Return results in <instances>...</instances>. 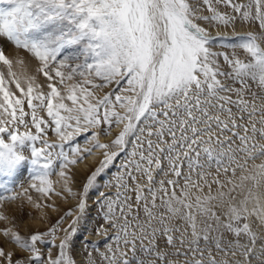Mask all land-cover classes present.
<instances>
[{
	"label": "snow or ice",
	"instance_id": "6c2138e0",
	"mask_svg": "<svg viewBox=\"0 0 264 264\" xmlns=\"http://www.w3.org/2000/svg\"><path fill=\"white\" fill-rule=\"evenodd\" d=\"M0 5H3L0 6V37L43 64L45 80L49 81L47 93L37 94L33 90L26 97L23 92L20 97H14L0 87V176L11 175L29 160L40 166L41 171L30 177L29 188L21 185L29 201L33 200L30 190L41 195L52 193L54 174L58 172L66 179L70 167L96 150H102L104 159L88 175L83 198L78 201V210L82 212L88 188L131 144L132 150L121 164L123 172L115 177L117 191L114 196L102 194L106 209L104 219L111 221L117 212L123 216L127 207L146 202L143 192L154 191L143 188L145 183H157L153 169L157 174L171 169L173 175L180 176L183 175L181 168L200 166L198 160H193V154H185L187 163H183L176 148L195 144V137L202 134L193 127L202 123L193 113L205 118L211 115L203 97L219 101L211 107L221 112L243 111L242 101L222 94H232V83L243 84L249 72L253 79L259 76L264 80V0L247 3L244 0H0ZM253 9L254 16L250 11ZM249 21L255 24L256 32L216 36L200 23L216 28L249 24ZM214 45L224 50H213ZM237 47L248 56L247 61L235 58ZM81 48L84 62L72 64L70 61L79 60L80 56L68 55L73 53L70 50ZM0 62L11 63L4 43H0ZM65 68L71 74L68 79L94 77L86 85L87 91L81 88L73 95L69 88L68 95H64L57 75L64 78L61 70ZM126 86L140 88L144 93L143 103L137 102L127 117V126L117 132V126L126 117L115 109L125 103L120 93ZM105 87L111 88L105 97L95 102L89 99ZM181 96L186 103L167 107ZM158 108L165 110L156 111ZM148 121L153 123L143 127ZM216 126L242 142L247 139L241 132L234 131L240 125L233 124L229 128L218 121ZM96 127L99 132L94 130ZM154 127L159 130L152 131ZM246 130L245 127L243 131ZM189 132L193 134L191 138H187ZM101 135L112 138L108 143H101ZM78 136H82L85 143H91L92 148L74 144ZM173 141L177 143H171ZM162 144L168 147L160 148ZM66 146L70 151H65ZM113 147L117 150L111 151ZM204 151L211 153L210 148ZM194 154L198 158L199 153ZM11 191V195L0 196V207L22 199ZM69 192L78 195L71 188ZM144 211L147 212V207ZM74 215L73 211H68L46 232L27 237L4 227L3 236L14 248L10 250L5 242H0V264H78L70 241L79 217L64 227L66 220ZM0 220L8 221L9 216L0 215ZM241 221L245 218L237 217L224 227L233 238L229 241L233 245L231 250H238L245 257L241 264H251L264 255V249L255 247L256 234ZM113 226L109 223V227ZM126 228L127 225L119 231L126 233ZM109 239L119 244L122 237L113 235ZM172 240L171 235L165 234L163 247H171ZM200 240L207 242V234L193 241L196 247L191 250V264H204ZM129 247L131 258L124 253L119 264H144L136 255V242H129ZM216 247L221 251L229 250L219 241ZM139 251L151 253L153 249ZM89 256L87 253L83 264H89ZM157 259L166 260V257L157 256ZM115 260L110 253L101 258L100 264H114ZM208 264H217V261L210 257Z\"/></svg>",
	"mask_w": 264,
	"mask_h": 264
},
{
	"label": "rangeland",
	"instance_id": "374dc122",
	"mask_svg": "<svg viewBox=\"0 0 264 264\" xmlns=\"http://www.w3.org/2000/svg\"><path fill=\"white\" fill-rule=\"evenodd\" d=\"M244 2L247 3L249 0H244ZM250 11L254 16V9ZM200 23L208 28L213 36L247 34L250 31H257L255 24L251 21H249V24L247 22L244 24L236 23L234 26H219L216 28L209 27L206 22ZM0 39L9 46L12 45L4 41L2 37ZM2 41L0 40V43ZM5 48L8 47L5 45ZM213 50L223 51L224 49L214 45ZM70 51H73V53L68 55L80 56L79 60H71L72 64L84 62L82 48L79 50L71 49ZM228 51H231V49H228ZM24 52L28 53L27 51ZM235 58L241 61L248 60V56L239 47L235 49ZM44 69L45 66L37 61V71L45 78ZM52 71H55V69H52ZM61 71L64 73V78L57 75V83L63 85L61 90L65 96L68 95L69 88L72 89L73 95L81 88L87 91L86 85L94 80V77L90 76H76L68 79L71 76L68 70L65 68ZM0 80H5L2 70H0ZM14 82H17L18 85L17 80H14ZM48 83L49 81H46L47 85ZM231 86L233 93L222 95H232L233 100L242 101L241 108L244 110L224 113L211 107L218 104L219 101L211 97H203L207 101L208 111L211 115L205 118L200 113H193L199 121H202V123H197L193 127L202 134L195 137V144L189 145L187 148H176L179 160L186 164L185 154H193V160H198L200 166H194L190 169L183 167L180 169L183 175L180 176L173 175L171 169H166L164 173L160 174H157L156 169H153V175L157 183H145L143 185L145 189H154L151 193L143 192V195L147 197L146 202L127 207L123 216L117 212L109 222L104 219L106 209H104L102 202V194L114 196L115 191H117L114 187L115 177L123 172L121 164L128 152L132 150L131 144H129L127 151L121 153L97 176L94 185L88 188L86 206L82 212L78 210V201L83 198V186L86 184L88 175L99 167L102 162L97 163V165L90 164L86 159L92 155L86 156L82 164L79 163L74 167H70L67 170L69 175L66 179L61 178L58 172L54 174L51 177L53 192L40 194L44 199L42 203H37L34 200L29 201L21 188V185L24 188H29L30 177L33 173L41 171L40 166L33 165L29 160L19 165L11 175L7 177L0 176V196L11 195L13 194L11 190H14L16 194L22 197V199L16 201L19 202L15 204L17 210L12 206L14 203L0 207V215L6 214L9 216L8 221L0 220V242H5L2 229L6 226L27 237L36 232H46L65 213L73 211L75 215L66 220L64 227L66 228L68 223L79 217L70 241L72 254L78 264H83L87 253H90L88 257L89 264H100L101 258L109 256L110 253L116 257L114 264H119L124 253H128L129 258H131L132 249L129 247V242L132 241L136 242L138 249L136 255L144 261V264H191V250L196 247L193 241L197 236L205 233L208 236V241H199L204 264H208L210 257H214L217 264H241L245 257L238 250L235 252L231 250L233 245L229 244V241L233 238L226 232L224 227L226 223H231L237 217H244L245 221H241V223L246 222L251 231L256 234L258 239L255 247L264 249V225H260L259 218L256 216L257 210L261 209V203L254 202L252 208L249 209L246 208L245 203L247 199H260L264 196V80H261L259 76L253 79L251 72H249L245 76L243 84L234 82ZM0 87H2V84ZM32 91L33 89L30 88L29 93ZM110 91V87L99 89L89 99L95 102L96 99L105 97ZM120 95L125 103L119 104L115 110L125 116L126 119L117 126L118 128L115 130L117 132L127 126V117L131 109L137 106V102L143 103L144 93L136 86H126L121 90ZM16 97L20 96L16 95ZM189 98H191V95ZM184 103H186V100L181 96L179 99L172 100L167 107ZM164 110L165 108L156 109V111ZM218 121H222L229 128L233 124L240 125L234 131L241 132L247 138L246 141L242 142L222 131L220 127L216 126ZM149 123L153 122L148 121L143 127L147 128ZM245 127L247 130L243 131ZM94 130L99 132V127ZM158 130L155 127L152 129V131ZM192 135L189 132L187 138H191ZM99 140L101 143H108L109 141L103 135L99 137ZM75 143H79L81 148L84 149L92 148V144L85 143L82 136H78ZM132 143H136L134 138ZM171 143L176 144L177 142L173 141ZM159 147L166 148L168 145L162 144ZM207 148L211 149L210 154L204 151ZM110 150L116 151L117 149L111 148ZM65 151H70V148L66 146ZM196 152L199 153L198 158L194 154ZM93 155L102 156V160L104 159L102 150H96ZM82 168H85V172ZM169 180L172 183H168ZM69 188L78 195H72ZM219 189L224 190L222 195L218 196L219 198H211L209 192ZM6 206L8 210L5 209ZM145 207H147V212L144 211ZM16 213L22 215L20 220H17ZM29 217L32 219L29 221L28 227H23ZM188 218L195 220L197 225L194 226L189 223ZM109 223L114 226L109 227ZM125 225H127L126 233L119 231ZM165 234L171 235L173 238L171 247H163V236ZM113 235L122 237L119 244L109 239ZM218 241L221 242L222 247H227L229 250H218L216 247ZM141 248H152L153 251L143 253L139 251ZM181 252L187 253V255H177ZM157 256L166 257V260L157 259ZM261 261H264V255L259 260H252L251 264H261Z\"/></svg>",
	"mask_w": 264,
	"mask_h": 264
},
{
	"label": "bare ground",
	"instance_id": "6f19581e",
	"mask_svg": "<svg viewBox=\"0 0 264 264\" xmlns=\"http://www.w3.org/2000/svg\"><path fill=\"white\" fill-rule=\"evenodd\" d=\"M0 40L2 41V39H0ZM2 43H4L8 47L5 49L8 52V57H9L11 63H8V64L2 63L1 64V62H0V70H2L4 72V77H5L4 81L0 80V85L2 84V87L4 89H8L9 92L14 94V97H16V95L21 96L22 92H23L24 97H26L27 93H29L30 88L35 90V92H37L38 94L47 93L48 88H47L46 80H45L44 76L41 75L37 71V61L29 53L24 52V50H22L20 48H13L12 45L9 46V44H7L3 41H2ZM14 80L18 81V85H17V82H14ZM133 95H135V94H133ZM122 130H123V128H122ZM122 130H120V131H122ZM111 138L112 137H107V140H110ZM86 160H88L90 162V164L97 165V163L102 161V156L92 155L91 157H88ZM82 163L83 162H81V164ZM85 168H82L83 172H85ZM243 185H245V184H243ZM222 191H224V190L219 189V190H215V191L209 192V193L211 194V198L212 197L217 198L218 196L222 195ZM209 193H208V195H209ZM31 194H32V196L34 198L33 200L35 202H37V203L43 202V200H44L43 196L36 193L34 190H30V195ZM254 202L261 203V205H260L261 209H258L257 214L256 213L255 214H256L257 218H259L260 225L263 226L264 225V196H262L260 199H258V198L257 199L256 198L247 199L245 202L246 208H248V209L252 208ZM18 203L19 202H15L12 205L15 210H17L15 208V204H18ZM5 209L8 210L7 206L5 207ZM16 218H17V220H20L22 218V215L20 213H16ZM31 219L32 218L29 217V219L24 223L23 227H28L29 221H31ZM188 219H189V221H188L189 223H192L194 226L197 225L195 220L190 219V218H188ZM5 243H6L7 248H9L10 250L13 249V245L10 243H7L6 238H5Z\"/></svg>",
	"mask_w": 264,
	"mask_h": 264
}]
</instances>
